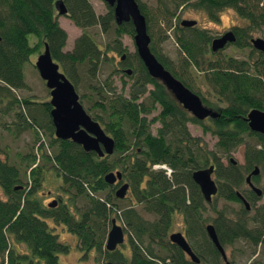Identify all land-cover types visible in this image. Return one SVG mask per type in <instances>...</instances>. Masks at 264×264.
<instances>
[{
  "label": "trees",
  "instance_id": "1",
  "mask_svg": "<svg viewBox=\"0 0 264 264\" xmlns=\"http://www.w3.org/2000/svg\"><path fill=\"white\" fill-rule=\"evenodd\" d=\"M55 1L0 0V103L5 104L2 115L12 118L17 133L27 129L34 133L32 150L19 156L18 161L0 159V264H60L59 255L66 253L69 245L59 239L51 220L76 235L83 256L94 250L106 261L194 264L168 240L170 217L175 212L182 215L187 225L185 236L193 252L206 264H222V259L206 235L205 223L214 226L224 248L238 244L236 250L240 251L243 247L238 242L242 241L250 249L244 259L257 254L251 263L264 264V203L257 205L258 197L242 188L244 173L249 174L255 166L264 174V135L251 131L244 119L251 108L264 110V53L258 52L255 60L251 56L256 52L253 49L245 59L216 58L221 52L210 51L212 36L206 29L181 27L174 21L179 9L186 5L202 10L212 20L221 10L232 8L247 20L245 28H234L235 45L244 49L250 46L251 31L264 35V0H156L157 20L164 34L171 29L182 53L176 69L170 66L172 60L161 54L154 39L150 49L165 69L200 96L205 106L221 109L218 118L202 121L178 105L164 86L149 76L136 51L124 55L127 49L120 38L123 34L133 36L134 29L131 22L117 25L112 7L107 5L106 13L97 14L90 0H63L67 17L81 30L73 48L65 51L67 33L55 17ZM137 2L152 37L148 10ZM95 27L104 35L112 34V40L103 47L90 32ZM31 37L36 39L33 44ZM45 43L77 91L86 87L93 90V95L101 96L102 101L98 98L94 108L88 109L113 138L115 148L111 155L99 157L93 151L85 152L72 140L55 139L49 105L38 109L28 98L16 95L27 87L24 63ZM113 55L120 57L119 63L132 68V83L126 94L124 81L122 92L113 91L110 86L106 90L96 81L98 69L105 63L112 64ZM191 67L204 75L201 82L211 90L215 102L209 101L201 84L195 82ZM149 84L151 89L147 88ZM144 94L147 96L140 99ZM219 103L224 104L223 108L217 107ZM39 117L46 119L45 126L38 123ZM155 122L159 125L153 131ZM189 123L215 137L213 150L202 136L190 132ZM38 129L50 135L51 154L40 142ZM239 146L243 147L242 165L230 161ZM156 165H166L172 169L171 175L155 169ZM209 165H214L218 192L211 203H206L191 175ZM44 171H52L59 179V191L64 196L54 208L47 207L39 194ZM111 171H119L128 185L122 200L129 199L130 204L124 209L118 207L115 185L104 180ZM258 179L259 175L252 177L255 182ZM237 192L249 201L250 211ZM229 202L238 204L234 213L226 207ZM207 208L213 211V217H204ZM112 215L128 228V259L117 251L105 250Z\"/></svg>",
  "mask_w": 264,
  "mask_h": 264
},
{
  "label": "water",
  "instance_id": "2",
  "mask_svg": "<svg viewBox=\"0 0 264 264\" xmlns=\"http://www.w3.org/2000/svg\"><path fill=\"white\" fill-rule=\"evenodd\" d=\"M108 6L113 8V17L117 25L124 22H131L134 34L133 41L135 51L142 61L149 76L159 81L168 92L179 102V104L197 120L206 118H218L220 112H216L205 106L201 98L186 87L180 80L175 78L171 72L157 60L150 49L151 37L147 31L146 19L141 13L137 0H103ZM57 15L67 14V8L63 0H57L54 3ZM183 26H194L196 20H183ZM235 36L232 31L226 32L219 38H215L211 43L212 51H217L224 47L228 42H233ZM251 43L255 49L264 52V39L261 37L254 38ZM124 59V55L121 56ZM34 66L39 77L44 81L46 88L49 90L50 100V118L53 125V136L56 139L72 140L80 145L85 152L93 151L99 157L111 155L115 148L113 138L106 134L100 123L92 119L79 102V95L69 78L61 72L58 63L53 61L48 45L44 44L43 51L37 56ZM125 72L130 75L131 69ZM248 127L251 131L264 135V110L252 108L246 115ZM230 161L237 163L232 157ZM214 165L200 168L192 172L193 181L199 186L200 192L206 203H211L213 196L218 192V185L213 178ZM259 173L257 166L246 176L245 181L249 188L258 196L262 195V190L251 181V177ZM107 184L112 185L116 180H122L119 171L108 172L104 176ZM128 189L127 183L122 184L115 191V196L122 199L126 196ZM238 198L247 210L250 209L249 202L245 197L237 192ZM206 232L213 242L223 259L226 255L223 247L220 245L213 225L206 226ZM171 243L178 246L190 259L199 262L198 256L193 252L185 236L181 232L170 234ZM123 242V231L121 226L116 224L115 218L111 220V228L107 234L105 248L113 251L117 245ZM105 264H126L122 262L106 261Z\"/></svg>",
  "mask_w": 264,
  "mask_h": 264
},
{
  "label": "rangeland",
  "instance_id": "3",
  "mask_svg": "<svg viewBox=\"0 0 264 264\" xmlns=\"http://www.w3.org/2000/svg\"><path fill=\"white\" fill-rule=\"evenodd\" d=\"M139 2L145 4L146 10H148L149 16H150V22L149 25L152 27L150 30V33H152L151 40L154 39L155 44L157 45L159 51L162 55H165L172 60V64L170 66L174 69H176V63L179 59V56L182 55V53L179 50V47L174 41V38L172 36L171 29L167 30L166 34H164L162 30V24L160 20H157V13L155 10L156 6V0H138ZM95 12L97 14H104L107 11V4L103 0H90ZM182 19H195L197 21V27L201 29H206L211 36L218 35V33L222 32L224 29L231 28V27H238V26H246L247 21L243 19L242 17L238 16L235 11L232 8H225L221 10L216 19L209 18L205 12H202L199 9L193 8V7H187L181 8L178 11V14L176 15V20L174 21L180 25V21ZM58 23L59 25L66 31L67 33V40L64 50H71L74 46V42L76 39L81 35V30L74 25V23L65 16L58 17ZM92 35L94 36L96 42L101 46H105L107 42H110L112 40V34L104 35L100 32L98 27H95L91 29L90 31ZM165 35H167V38L165 39ZM252 37H263L262 34L259 32H253ZM121 43L124 47H126L125 54H132L135 52V45L133 41V37L128 34H123L121 36ZM36 41L35 38L31 37V43L33 44ZM43 49V48H42ZM42 49L39 51L31 54V57L27 62L24 63L23 67V73L25 77V82L27 83V87L24 90H18L16 92V95L19 98H28V99H46L48 98V92L45 89V86L43 85L41 78L38 75V72L36 69H34V65L32 66L31 63L34 62V59ZM252 48L247 47L244 49H238L234 46H228L227 48L223 49L220 54L216 55V58H227L229 56H232L237 59H245L248 54L250 53V50ZM254 51H256L253 48ZM112 55V54H110ZM258 55V52L251 53L252 60H255ZM114 61L113 63H105L103 64L99 69V73L97 74L96 81L97 83H100L99 86L104 87L106 90L109 88V86L114 89H116V92H122V82H126V89L125 94L127 93L128 86L132 83V79L129 78L131 75H127L123 69L124 67L123 63H119V56L113 55ZM125 58V57H124ZM131 61H135V59L131 58ZM130 69L131 66L129 67ZM191 73L194 77V80L196 83L199 82L201 84V89L203 90L206 97H208L209 101L215 102L214 96H212L211 90L204 85L201 80H203L204 75L200 74L199 72L195 71L193 67H191ZM78 93L80 95L84 94V101L83 102L84 108L89 114H92L91 111H89L88 107L91 106V108H94V104L97 101L98 98H100V102L102 101L100 95H93V90H89L86 87L82 90H78ZM105 97L106 96H102ZM5 107L4 103H0V154H3L1 157L4 158V155H6L5 159H7L8 162L13 163L18 161L19 156L25 155L28 153V151H31L34 144V133L33 130L29 131L28 129L21 132L20 134L16 132V127L12 125V118L10 116L5 117L2 115V111ZM156 114V113H154ZM153 114V115H154ZM152 116V115H151ZM150 116V117H151ZM158 127V125H153L152 130L155 131V129ZM188 128L190 132L193 135L202 136V138L205 140V142L208 144L210 149L215 148V142L216 139L214 136L210 134H203L201 128L197 125H194L192 123L188 124ZM38 137L40 138V142L44 143L45 148L47 149V153L51 154L53 150L49 147V141L51 139L50 135L45 132V130L40 129ZM243 147L239 146V148L232 152L231 157L237 161L238 164L242 165L244 163L243 159ZM19 154V155H17ZM220 155V154H218ZM225 156H222L221 159L224 163L227 162V160L224 158ZM1 159V158H0ZM50 169L49 164H47L46 170ZM171 175V174H170ZM45 181L43 182L41 189L39 191L40 195H45V197H55L58 192V188L60 186L59 179H57L52 171H45L44 172ZM246 176V173H244V177ZM27 179V177H26ZM254 185H256L258 188H260L263 191V195L261 197H258V200L256 201L257 205L264 203V174L261 171L259 173V179L256 182H253ZM243 189L247 190L249 189L248 185L246 183L242 186ZM3 190L0 187V196H3ZM48 198V197H47ZM62 198L64 199V196L62 195ZM129 198V197H128ZM51 200V199H47ZM118 207L120 209H124L126 206L130 204V200H122L118 199ZM226 207L228 208V211L231 213H234L236 209L238 208V204L235 202H229L226 203ZM144 217L151 218L150 215L143 214ZM213 211L207 208V210L204 212V217H213ZM114 215H112V218ZM232 217H235L232 215ZM209 222V221H207ZM186 225L185 221L183 222V218L180 214H176L174 225L172 226V231L182 232L183 225ZM51 226H53V223H50ZM187 226V225H186ZM56 233H59V239L63 241L64 243L69 245V249L66 253L59 255V262L60 264H104V259L102 256H99L98 254H95L94 252H89L86 256H83L80 249L78 248V242L75 235L69 233L65 230L64 227L61 225H58L56 227ZM239 245L243 248L242 250L238 251L241 253V251H244L246 253L249 252V248H247L246 244L242 241L238 242ZM240 248V247H239ZM233 256H239V254L236 253V251H233ZM229 257H230V252ZM240 258V257H238ZM243 259L244 256H241ZM255 259V257H254ZM238 261H242L241 259H238ZM264 260L261 261L263 263ZM241 264H248V260L246 261L243 259Z\"/></svg>",
  "mask_w": 264,
  "mask_h": 264
},
{
  "label": "flooded vegetation",
  "instance_id": "4",
  "mask_svg": "<svg viewBox=\"0 0 264 264\" xmlns=\"http://www.w3.org/2000/svg\"><path fill=\"white\" fill-rule=\"evenodd\" d=\"M55 3V2H54ZM187 6V5H186ZM185 7V6H184ZM184 7H181V8H184ZM187 7H189V6H187ZM180 8V9H181ZM179 9V10H180ZM54 10H55V17L57 18V20H58V17H60V16H65V17H67V14H65V15H60V16H58L57 15V11H56V9H55V6H54ZM202 11V10H201ZM203 12V11H202ZM243 18V17H242ZM243 19H245V18H243ZM183 20H195V19H182L181 21H180V25L179 26H181V27H188V26H183L182 24H181V22L183 21ZM246 20V19H245ZM247 21V20H246ZM197 27V21H196V25H194V26H191V27ZM246 26H247V24H246ZM246 26H238V27H241V28H245ZM199 28V27H198ZM234 28H236V27H231V28H227V29H224L222 32H220V33H218V35H215V36H212V39H211V42H210V51L211 52H213V53H216V52H221L223 49H225V48H227L228 46H234V47H236V48H238L235 44H236V39H237V36H236V31H235V29ZM228 31H232L233 32V34H234V36H235V40L233 41V42H228V43H226L225 45H224V47L223 48H221V49H219V50H217V51H212V49H211V43H212V41L215 39V38H219V37H221L222 35H224L226 32H228ZM253 32H259L258 30H254V31H251V36H250V38H249V43H250V48H254L253 47V45H252V43H251V40L252 39H254L253 37H252V34H253ZM260 34H262L261 32H259ZM263 35V34H262ZM263 37H264V35H263ZM255 38H258V37H255ZM262 38V37H261ZM264 39V38H263ZM178 46V45H177ZM43 49H44V46H43ZM43 49L39 52V53H37V55H36V57H35V59H34V62L36 61V58H37V56L43 51ZM238 49H243V48H238ZM255 49V48H254ZM257 52H260V51H258L257 49H255ZM65 51H69V50H65ZM262 53H264V52H262ZM31 57V56H30ZM54 61V60H53ZM34 62H32L31 63V65L33 66L34 65ZM56 62V61H55ZM56 63H58V62H56ZM58 65H59V63H58ZM34 67V69H36V67L35 66H33ZM124 67H126L125 69H123V71L125 72V70L126 69H128L130 66H125L124 65ZM59 69H60V71L61 72H63L62 70H61V68H60V65H59ZM37 71V70H36ZM64 73V72H63ZM126 73V72H125ZM127 74V73H126ZM172 74V73H171ZM128 75V74H127ZM175 77V76H174ZM176 78V77H175ZM179 80V79H178ZM41 81H42V83H43V85L45 86V83H44V81L41 79ZM126 83V82H125ZM131 85V84H130ZM129 85V86H130ZM126 86V85H125ZM128 86V87H129ZM151 85L149 84L148 86H147V88L148 89H151ZM165 88V87H164ZM45 89H46V91L48 92V98H46V99H29V101H31L33 104H32V106H34V107H37L38 109H43L44 110V105H49V116H50V109H51V106H50V104H49V100H50V94H49V90L46 88V86H45ZM166 89V88H165ZM77 91V90H76ZM167 91V90H166ZM168 92V91H167ZM193 92V91H192ZM77 93H78V91H77ZM128 93V92H127ZM169 94H170V92H168ZM196 94V93H195ZM78 95H79V102L81 103V105H82V107L84 108V105H83V102H85L84 101V97H83V95H80L79 93H78ZM171 95V94H170ZM147 96V94H144L140 99H144L145 97ZM199 96V95H198ZM171 97L173 98V100H175V102L178 104V105H180L179 104V102L171 95ZM200 97V96H199ZM96 102H98V99H97V101ZM95 102V103H96ZM85 104H86V102H85ZM207 106V105H206ZM223 106H224V104H218V106L217 107H222L223 108ZM208 108H211V109H213L214 111H216V112H220V115H221V109L220 108H218V109H214V108H212V107H209V106H207ZM183 108V107H182ZM184 109V108H183ZM252 109V108H251ZM251 109H249L248 110V112L251 110ZM84 110L86 111V109L84 108ZM261 110H263V109H261ZM87 112V111H86ZM247 112V113H248ZM155 113H157V112H155ZM87 114L93 119V117H92V115L91 114H89L88 112H87ZM154 114V113H153ZM153 114H152V116H153ZM190 114V113H189ZM155 115V114H154ZM191 115V114H190ZM150 116L151 115H149L148 117L150 118ZM192 116V115H191ZM195 118V117H194ZM208 118H210V117H208ZM208 118H206V119H208ZM196 119V118H195ZM245 119V118H244ZM50 120H51V118H50ZM95 120V119H94ZM46 121V119L44 118V117H39V119H38V123H40L41 125H46L47 124V122H45ZM99 122V121H98ZM100 123V122H99ZM100 125H101V127L103 128V126H102V124L100 123ZM152 125H159V122H155V123H153ZM52 127H53V125H52ZM37 129V128H36ZM104 129V128H103ZM105 130V129H104ZM41 131H42V129H41ZM106 132V131H105ZM53 133H54V129H53ZM106 134L107 135H109L107 132H106ZM110 136V135H109ZM56 139V138H55ZM39 145H40V143H38L37 144V148H36V150H38L39 148ZM3 154H0V158H1V160L2 161H5V160H7V159H5V157H6V155H4V158H2L1 156H2ZM39 154L37 155V159H39ZM258 167V166H257ZM155 169H162V170H164L163 168H160V167H155ZM254 169V168H253ZM45 172V171H44ZM261 171H260V169H259V173H260ZM259 173L257 174V175H259ZM166 174V173H165ZM167 176H170V174H166ZM248 175V174H247ZM246 175V176H247ZM256 176V175H255ZM45 177H47V176H44V174H43V178H42V182H41V184H43V182L45 181ZM253 177V176H252ZM252 177H251V181H252V183L253 182H255L254 180H252ZM246 178V177H245ZM245 183H246V181H245ZM122 184H124V181H123V178H122V180L120 181V180H116L112 185H115V191L117 190V188H119ZM247 184V183H246ZM254 184V183H253ZM254 186H256V185H254ZM249 187V186H248ZM257 187V186H256ZM250 189V188H249ZM251 190V189H250ZM115 191H114V193H115ZM252 191V190H251ZM253 192V191H252ZM46 194H49V192L48 193H45V195H41L42 196V199H43V202H44V204L45 205H47V207H49V208H54V207H56V205L60 202V199L62 198V194L60 193V191H59V188H58V192H56V196L55 197H49V196H47V197H45L46 196ZM127 194V193H126ZM253 194L256 196V197H258L254 192H253ZM262 195H263V191H262ZM261 195V196H262ZM260 196V197H261ZM61 197V198H60ZM116 197V196H115ZM117 198V197H116ZM124 198H126V196L124 197ZM47 199H51V200H47ZM119 199V198H118ZM123 199V198H122ZM246 199V198H245ZM248 201V200H247ZM249 202V201H248ZM250 204V203H249ZM245 207V206H244ZM246 209V208H245ZM250 209H251V206H250ZM250 209L249 210H247V211H250ZM176 214H179V212L177 213V212H175L174 213V215H172V217H170V222H171V227L169 228V230H168V235H167V237H168V240H169V236H170V234H172V233H175V232H173L172 231V226L174 225V220H175V216H176ZM181 215V214H180ZM120 216V215H119ZM182 216V215H181ZM113 218H115V221H116V224L117 225H119V226H121V228H122V231H123V242H122V244H119V245H117L116 246V248L113 250V251H108V250H106V248H105V250L106 251H108V252H115V251H117L118 253H120L121 254V256L122 257H124V258H126V259H128V257H130V247H129V234H128V228H127V226H126V224L121 220V219H119L118 217H116V216H114ZM183 218V217H182ZM50 220V219H49ZM111 220H112V218H111ZM111 220H110V222H109V224L107 225V234H108V232H109V230H110V228H111ZM51 223H53V221L51 220L50 221ZM183 222H184V219H183ZM54 225H53V227H55V230H56V227L58 226V225H61L62 227H64L65 228V230L66 231H68L67 229H66V227L65 226H63L62 224H55V223H53ZM186 229H187V227H186V225L184 224L183 225V229H182V234L185 236V233H186ZM69 233H71L70 231H68ZM177 232H180V231H177ZM205 232H206V223H205ZM58 235H59V233H57ZM72 234V233H71ZM74 235V234H73ZM206 235H207V232H206ZM76 236V235H75ZM207 237H208V235H207ZM106 238H107V236H106ZM185 238H186V240H187V237L185 236ZM209 238V237H208ZM209 240H210V238H209ZM188 241V240H187ZM211 241V240H210ZM219 241V240H218ZM169 242H170V240H169ZM171 243V242H170ZM188 243H189V241H188ZM211 243L213 244V242L211 241ZM106 244V243H105ZM190 245V244H189ZM221 245V244H220ZM213 246L215 247V245L213 244ZM222 246V245H221ZM191 247V246H190ZM223 247V246H222ZM216 248V247H215ZM238 248V244H236V245H227L225 248L223 247V249H224V252H225V255H226V260L225 259H223V257L221 256V254H220V256H221V259H222V264H241V262L243 261V259L245 258V256H247V254L245 253V252H243V254L241 253V254H239V252L236 250ZM216 250H217V248H216ZM236 251V253L237 254H239V256H233V254H234V252L233 251ZM81 251V250H80ZM94 252V250H90L89 252ZM218 251V250H217ZM228 251L230 252V257H229V253H228ZM89 252H87V254H89ZM219 252V251H218ZM81 253H82V251H81ZM95 253V252H94ZM83 254V253H82ZM86 254V253H85ZM186 254V253H185ZM187 255V254H186ZM244 256V258L242 259L241 258V256ZM256 255L257 254H255L252 258H250L249 260H248V264H252L251 262H252V260H254V257L255 258H257L256 257ZM188 256V255H187ZM189 257V256H188ZM238 257H240V258H238ZM189 259H190V257H189ZM198 259H199V262H194V261H192L191 259V261H192V263H194V264H206L205 262H204V260H202V258H200V257H198ZM238 259H241L242 261H238ZM109 261V260H108ZM104 262H106V260L104 259ZM113 262H122V261H113ZM122 263H126V264H129L128 263V261H125V262H122Z\"/></svg>",
  "mask_w": 264,
  "mask_h": 264
},
{
  "label": "built area",
  "instance_id": "5",
  "mask_svg": "<svg viewBox=\"0 0 264 264\" xmlns=\"http://www.w3.org/2000/svg\"><path fill=\"white\" fill-rule=\"evenodd\" d=\"M155 167L163 168L166 174H170V170L166 168L164 165H156Z\"/></svg>",
  "mask_w": 264,
  "mask_h": 264
},
{
  "label": "bare ground",
  "instance_id": "6",
  "mask_svg": "<svg viewBox=\"0 0 264 264\" xmlns=\"http://www.w3.org/2000/svg\"><path fill=\"white\" fill-rule=\"evenodd\" d=\"M166 168H168L170 170V174L172 173V169H170L169 167H167L166 165H164ZM210 224V223H209ZM208 225V224H207ZM206 225V226H207ZM212 225V224H211ZM214 227V226H213ZM215 229V228H214ZM217 235V234H216ZM218 238V237H217Z\"/></svg>",
  "mask_w": 264,
  "mask_h": 264
}]
</instances>
